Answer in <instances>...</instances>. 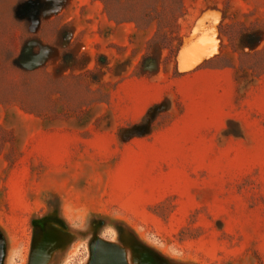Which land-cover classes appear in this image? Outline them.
<instances>
[{
    "label": "rangeland",
    "instance_id": "obj_1",
    "mask_svg": "<svg viewBox=\"0 0 264 264\" xmlns=\"http://www.w3.org/2000/svg\"><path fill=\"white\" fill-rule=\"evenodd\" d=\"M144 1L0 0V264H264V0Z\"/></svg>",
    "mask_w": 264,
    "mask_h": 264
},
{
    "label": "trees",
    "instance_id": "obj_2",
    "mask_svg": "<svg viewBox=\"0 0 264 264\" xmlns=\"http://www.w3.org/2000/svg\"><path fill=\"white\" fill-rule=\"evenodd\" d=\"M123 2L120 1V4ZM161 6V7H160ZM123 12L114 15L117 22H134L139 29L156 25V32L151 39L152 44H161L177 53L183 47L181 38L174 35L178 29L179 20L186 14L185 0H145L126 4ZM177 44H174V40ZM0 131L7 133L0 125ZM9 141L13 142L14 137Z\"/></svg>",
    "mask_w": 264,
    "mask_h": 264
},
{
    "label": "water",
    "instance_id": "obj_3",
    "mask_svg": "<svg viewBox=\"0 0 264 264\" xmlns=\"http://www.w3.org/2000/svg\"><path fill=\"white\" fill-rule=\"evenodd\" d=\"M197 55V48H193L190 50L189 54H188V60H192L196 57Z\"/></svg>",
    "mask_w": 264,
    "mask_h": 264
},
{
    "label": "bare ground",
    "instance_id": "obj_4",
    "mask_svg": "<svg viewBox=\"0 0 264 264\" xmlns=\"http://www.w3.org/2000/svg\"><path fill=\"white\" fill-rule=\"evenodd\" d=\"M200 54H201V51H200ZM188 60V59H187ZM190 61V60H189ZM193 61V60H192ZM194 66V65H193Z\"/></svg>",
    "mask_w": 264,
    "mask_h": 264
}]
</instances>
